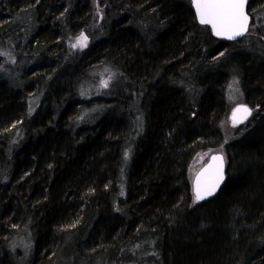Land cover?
Instances as JSON below:
<instances>
[{
    "label": "trees",
    "instance_id": "trees-1",
    "mask_svg": "<svg viewBox=\"0 0 264 264\" xmlns=\"http://www.w3.org/2000/svg\"><path fill=\"white\" fill-rule=\"evenodd\" d=\"M250 9L226 42L191 0H0V264H264V0ZM230 81L253 114L223 188L194 203Z\"/></svg>",
    "mask_w": 264,
    "mask_h": 264
},
{
    "label": "snow or ice",
    "instance_id": "snow-or-ice-1",
    "mask_svg": "<svg viewBox=\"0 0 264 264\" xmlns=\"http://www.w3.org/2000/svg\"><path fill=\"white\" fill-rule=\"evenodd\" d=\"M196 7L199 22L203 25H210L213 33L216 36H222L229 40L235 39L243 35L248 28L249 17L245 12L246 0H193ZM87 36L83 33L77 38L76 43L72 45L73 48L85 47ZM107 87V81L103 84ZM250 109L247 107H238L233 112V122L236 121V114L243 112V118L250 114ZM213 162L219 161L220 163H209L202 172L196 177L194 182V203L205 199L215 193L219 187L223 177V163L222 157L212 156ZM212 170V174L206 186L202 187L201 176Z\"/></svg>",
    "mask_w": 264,
    "mask_h": 264
},
{
    "label": "rangeland",
    "instance_id": "rangeland-1",
    "mask_svg": "<svg viewBox=\"0 0 264 264\" xmlns=\"http://www.w3.org/2000/svg\"><path fill=\"white\" fill-rule=\"evenodd\" d=\"M81 34L82 33H80V35ZM80 35L78 37H80ZM84 35L87 36L86 34H84ZM248 36H249V34H248ZM78 37L75 38V42H73V44L76 43ZM90 43H91L90 38L87 36V42H86V46L85 47L73 48L71 46L70 42L68 44H69V46H70V48H71V50L73 52H78L79 50H85L90 45ZM218 55H221V54H218ZM98 68H100V67L92 68V73L95 70H97ZM98 76L101 78V81H99V85H97V87L95 89H92L93 91H96L97 94L100 93L101 88L110 87V85L115 81V71L112 70L110 66H105L103 72L99 73ZM105 81H107V85H108L107 87L103 86ZM234 82L230 81V83L228 84V86H229L228 88H229L231 96H232V99H231L232 101H230V103L233 106H235L236 104L246 103L245 102V96L242 93L241 86H239V88L236 87L237 92L235 94L232 93V89L231 88H232ZM88 90H89V88H88ZM96 93L92 95V96H94L93 98L88 99V100L91 101L93 99L98 98V97H96L97 96ZM92 96H90V97H92ZM87 98H89V97H87ZM31 99H32L33 102H35V103L37 102L36 101L37 100V96L35 97V99L34 98H31ZM31 99H30V101H31ZM38 103L39 104L36 107L39 108L40 101H38ZM93 113H95V112L94 111L92 112L90 110H84L83 113H82V117L81 118H88ZM222 123H223L222 125L224 127V135L221 136L220 139L215 140L214 142L212 141L213 142V148L212 149L207 147L204 150L200 151V153H199L200 156L197 158V161L195 162V165L192 168L193 174L191 176V182H192L196 172L206 163V161L208 160L209 156L211 154H213V153H222V154H224V156L226 158V161H227V169H228V167H229L228 162L231 160L232 151H231L230 147H227V145H228L227 143L233 137L234 132L237 130V127L239 125L234 124L230 120L229 115H228V118L225 117L224 120H222ZM10 244H11L10 245L11 248H13V249H15V248L16 249H21L23 251V260H25L30 255L31 244H28V240L26 238H19L18 240L14 241V242H11Z\"/></svg>",
    "mask_w": 264,
    "mask_h": 264
},
{
    "label": "water",
    "instance_id": "water-1",
    "mask_svg": "<svg viewBox=\"0 0 264 264\" xmlns=\"http://www.w3.org/2000/svg\"><path fill=\"white\" fill-rule=\"evenodd\" d=\"M250 2H251V0H246V4H245V12H246V14L248 15V17H249V22H248V28H249V24H250V20H251V17H250V15H249V13H248V6H249V4H250ZM192 3H193V0H192ZM193 7H194V10H195V12H196V18H197V21L199 22V19H198V16H197V11H196V7H195V5H194V3H193ZM200 23V22H199ZM201 24V23H200ZM210 28H211V26L210 25H208ZM248 28H247V31H248ZM211 30H212V28H211ZM247 31L243 34V35H241V36H238V37H236L235 39H231V40H229V39H227V38H225V37H222V36H216L214 33H213V31H212V34H213V36L216 38V39H218V40H221V41H237V40H240L246 33H247ZM247 107L248 109H250L251 111H250V114H247L246 115V118H243L242 120H241V117H244L245 116V114L243 113V112H239V113H237L236 114V123L235 124H237V125H242L244 122H246L247 121V119L249 118V117H251V115L253 114V109L250 107V106H248V105H246V104H240V105H238V106H236L234 109H233V111H232V113L230 114V120L233 122V112H234V110L235 109H237L238 107ZM234 123V122H233ZM212 156H220V157H222V163H223V177H224V179L221 181V183H220V185H219V187L216 189V191H215V193L213 194V195H211V196H207L205 199H203V200H200V201H198V202H204V201H207V200H210V199H212V198H214L219 192H220V190L223 188V186H224V184L226 183V181H227V177H228V175H227V161H226V158H225V156H224V154H222V153H213V154H211L210 156H209V158H208V160L206 161V163L196 172V174L194 175V178H193V180H192V192H193V194H194V196H195V193H194V182H195V180H196V177L202 172V170L209 164V163H215V164H218V163H220L219 161H217V162H213L212 160H211V157ZM211 174H212V170H210V172H208V173H204V175L203 176H201V184H202V187H204V186H206L207 185V183H208V181H209V179H210V176H211Z\"/></svg>",
    "mask_w": 264,
    "mask_h": 264
},
{
    "label": "flooded vegetation",
    "instance_id": "flooded-vegetation-1",
    "mask_svg": "<svg viewBox=\"0 0 264 264\" xmlns=\"http://www.w3.org/2000/svg\"><path fill=\"white\" fill-rule=\"evenodd\" d=\"M191 8H192V10H193V13H194V17H195V19H196V22L199 24V26H203V27H206L207 29H210V31H211V33H212V30H211V28H210L208 25L200 24V23L197 21V18H196V12H195V10H194L192 0H191ZM248 13H249V15H250V17H251L250 24H249V28H248L247 33H246V34H245L240 40H242L243 38H245L246 36H248V33H250V31H251V26H252V24L254 23L253 11L250 9V4H249V6H248ZM212 35H213V34H212ZM217 40H218V39H217ZM240 40H237V41H240ZM226 42H236V41H226ZM241 104H245V103H241ZM238 105H240V104H236V105L230 110L229 117H230V114L232 113L233 109H234L236 106H238ZM246 105H247V104H246ZM236 125H237V124H236Z\"/></svg>",
    "mask_w": 264,
    "mask_h": 264
},
{
    "label": "bare ground",
    "instance_id": "bare-ground-1",
    "mask_svg": "<svg viewBox=\"0 0 264 264\" xmlns=\"http://www.w3.org/2000/svg\"><path fill=\"white\" fill-rule=\"evenodd\" d=\"M34 29V28H33ZM259 30H260V28H259ZM83 33V32H82ZM260 33V32H259ZM261 34V33H260ZM86 66V65H85ZM93 66V65H92ZM83 73L81 72V75H82ZM83 76H84V74H83ZM89 76V75H88Z\"/></svg>",
    "mask_w": 264,
    "mask_h": 264
}]
</instances>
